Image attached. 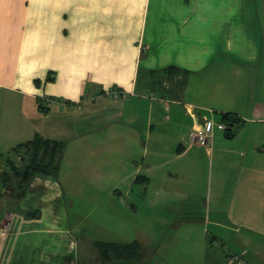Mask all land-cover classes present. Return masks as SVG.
Wrapping results in <instances>:
<instances>
[{"label":"crops","instance_id":"1","mask_svg":"<svg viewBox=\"0 0 264 264\" xmlns=\"http://www.w3.org/2000/svg\"><path fill=\"white\" fill-rule=\"evenodd\" d=\"M0 264H264V0H0Z\"/></svg>","mask_w":264,"mask_h":264},{"label":"trees","instance_id":"2","mask_svg":"<svg viewBox=\"0 0 264 264\" xmlns=\"http://www.w3.org/2000/svg\"><path fill=\"white\" fill-rule=\"evenodd\" d=\"M222 120L226 123L225 133L232 137L241 124L239 117L232 113L224 114ZM31 165L27 167L29 174L57 175L59 172L60 156L63 150V143L57 140L38 137L31 143ZM103 255L110 258H127L137 255L140 252L139 241L132 243H97ZM140 254V253H139Z\"/></svg>","mask_w":264,"mask_h":264},{"label":"built area","instance_id":"3","mask_svg":"<svg viewBox=\"0 0 264 264\" xmlns=\"http://www.w3.org/2000/svg\"><path fill=\"white\" fill-rule=\"evenodd\" d=\"M111 95H120L122 91L119 89H112L109 92ZM225 127V126H224ZM211 133V123H206L204 128L195 129L189 134V139L192 144L201 146H208Z\"/></svg>","mask_w":264,"mask_h":264},{"label":"rangeland","instance_id":"4","mask_svg":"<svg viewBox=\"0 0 264 264\" xmlns=\"http://www.w3.org/2000/svg\"><path fill=\"white\" fill-rule=\"evenodd\" d=\"M201 186H203V188H207L208 187V183H207V179H204L203 181H201ZM205 195H206V193H205ZM205 204L207 205L208 204V200H207V198H206V200H205ZM205 204H203V205H205ZM205 207V206H204Z\"/></svg>","mask_w":264,"mask_h":264}]
</instances>
